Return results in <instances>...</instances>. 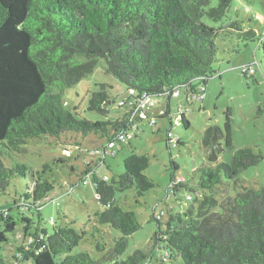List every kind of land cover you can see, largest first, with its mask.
Segmentation results:
<instances>
[{
  "label": "trees",
  "instance_id": "1",
  "mask_svg": "<svg viewBox=\"0 0 264 264\" xmlns=\"http://www.w3.org/2000/svg\"><path fill=\"white\" fill-rule=\"evenodd\" d=\"M233 1L0 0V195L13 179L29 180L12 204L0 206V264H264V189H251L239 179L264 158L250 148L234 149L229 109L222 128L211 126L202 134L207 161L214 166H202L189 180L171 173L170 193L175 197L188 190L193 195L186 196L185 210L167 213L165 230L161 220L166 213L153 215L158 229L147 252L136 250L121 259L128 238L141 226L135 212L117 202L116 193L132 190L138 199L153 189L154 182L144 174L151 158L132 152L123 160L121 173L110 177L101 173L106 157L116 156L115 147L130 142L120 141L119 135L138 132L143 120L137 100L166 97L163 114L149 121L155 125L157 119H168L171 128L173 92L187 87L189 98L203 95L215 74L216 40L235 39L244 45L257 41L264 69V31L258 38L238 21L219 27L203 23L204 18L220 23ZM100 59L104 73L126 91L133 90L135 97L128 100L129 111L114 121L78 119L77 107L70 110L67 102L64 105V94L93 73ZM257 65H252L253 74L242 72L243 76L254 75ZM196 80L202 93L191 84ZM111 103L102 85L90 95L87 108L105 116ZM179 117V125L188 128L185 116ZM89 134L101 144L90 148L95 159L84 158L82 170L63 158L35 171L17 160L33 140L59 143L62 138L72 141L80 157ZM170 141L166 136L168 149ZM221 144L232 152L228 162H217L224 151ZM171 168L178 170L173 162ZM65 169L80 183L90 179L103 207L80 231L70 224L47 229L41 218L34 219L35 211L54 197V185ZM66 186L71 188L64 182L63 191ZM111 230L121 236L107 240Z\"/></svg>",
  "mask_w": 264,
  "mask_h": 264
},
{
  "label": "rangeland",
  "instance_id": "2",
  "mask_svg": "<svg viewBox=\"0 0 264 264\" xmlns=\"http://www.w3.org/2000/svg\"><path fill=\"white\" fill-rule=\"evenodd\" d=\"M226 13V17L220 23H214L207 18L203 19V23L219 27L238 21L243 30H252L258 38H263L264 0H234ZM216 47L217 63L213 66L215 74L207 80L203 95L197 96L198 99H191L187 87H182L179 89V95L171 98L172 127L170 128L168 119H157L155 125L149 123V118H158L166 106V97L162 96L152 100V108L145 111L146 117L138 126V132H131L132 138L129 144L122 147L116 146V156L106 157V164L101 173L109 177L122 172L123 160L132 152L138 155H148L151 158L150 165L144 174L154 182L155 187L138 199L135 198L132 190L116 193L117 202L121 203L124 209L135 212L141 226L128 238L127 249L121 257L123 260L136 250L147 252L150 249L152 236L158 229L156 221L152 219L153 215L157 218L162 211L166 213L161 220V229L165 230L164 223L168 217L167 213H173V210H185L188 207L186 196L191 195L192 192L181 190L174 197L169 191L171 173H174L177 178L189 180L199 174L197 170L202 166H214L207 161L201 138L207 128L223 127L227 109L231 111V138L234 149L250 148L264 158L263 52L257 41L244 45L235 39L231 42L216 40ZM255 63L258 65L255 66L254 75L243 76L241 69ZM104 68V61L98 60L93 73L87 75L76 86L66 90L65 102L70 110L77 107L78 119L91 122L114 121L129 111V104L119 106L122 100L129 97L126 87L106 75ZM191 84L199 92H203L199 81H193ZM102 85L105 86L107 95L113 99V103L108 108V114L105 116L89 111L87 108L90 95L101 91ZM181 114L189 122V127L186 129L176 124ZM169 129L174 137L180 139V144L170 149L166 142V133ZM71 142V140L65 142V138L60 139L59 143L33 140L26 153L19 155L17 160L35 171L52 159L63 158L68 160L69 165L75 169L82 170L84 158L95 159V154L90 148L99 146L101 142L96 135L89 134L83 140L86 147L80 151V157H77L78 150L70 145ZM221 147L224 151L218 153L217 162L230 161L232 152L225 149L222 144ZM171 162L178 166L176 172L172 171ZM59 176L60 183L54 185V197L43 204L38 212L35 211L34 219L41 218L42 226L47 229L54 224H70L76 231H80L88 225V219L94 213L102 211L103 207L96 199L89 183L90 179L80 183L76 176L66 169ZM239 179L243 181L244 186L251 189H264V160L243 171ZM28 181L27 178L13 179L7 190L0 195V206L12 204L13 199L24 192ZM64 182L69 183L71 188L66 186L63 191ZM231 192H233L232 189ZM228 194L229 190L224 195ZM125 203L127 206L124 205ZM12 215L19 221L15 210L12 211ZM21 227L22 223H19L18 231ZM107 236L109 237L107 240L112 241L114 237L121 235L111 230ZM8 250H12L11 245L8 246ZM17 264H32V262Z\"/></svg>",
  "mask_w": 264,
  "mask_h": 264
},
{
  "label": "built area",
  "instance_id": "3",
  "mask_svg": "<svg viewBox=\"0 0 264 264\" xmlns=\"http://www.w3.org/2000/svg\"><path fill=\"white\" fill-rule=\"evenodd\" d=\"M242 72L243 73H247V74H253L254 69H253L252 65H249L247 67H243L242 68ZM127 93L129 95V97L126 100H122L119 103V105H123V106H125L126 104L131 105L130 102H128V100L129 99L131 100V97L134 98L135 94H134L133 90H128ZM179 93H180L179 91L173 92L172 97H177L179 95ZM136 102H137V109L136 110L138 112L140 120L142 121L146 117L145 111L152 108L153 101L151 99H149L148 97L143 96L141 100H139V101L137 100ZM64 105H66V102H64ZM160 114H163V112L160 113ZM172 119H173V117H172ZM149 123L154 125L155 121L154 120H150ZM176 124L179 125V118L176 120ZM166 136H167V138H169L171 140L170 141V143L172 144L171 147H175L177 145L178 138L174 137L173 134L170 131L167 132ZM118 138H119L120 141L125 142L128 139H131L132 136H131V133L127 134L126 136L120 134ZM111 146H112V144H109V147H111ZM161 215H162V213H160L159 216H161Z\"/></svg>",
  "mask_w": 264,
  "mask_h": 264
}]
</instances>
